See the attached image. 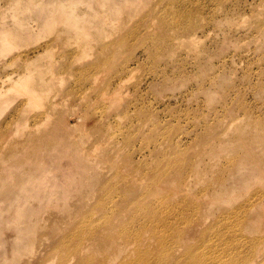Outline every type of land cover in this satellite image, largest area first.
I'll return each mask as SVG.
<instances>
[{
	"label": "bare ground",
	"instance_id": "1",
	"mask_svg": "<svg viewBox=\"0 0 264 264\" xmlns=\"http://www.w3.org/2000/svg\"><path fill=\"white\" fill-rule=\"evenodd\" d=\"M75 1L37 0L35 5L31 3L36 8L28 3L26 6L32 7V10H36L38 5L42 7V27L56 35L61 32H65L68 38L74 35L77 37L74 39L77 46L72 45V50L80 52L79 45H86L89 38L76 34L72 27L79 26L87 34L98 37L103 32L102 25L109 19L103 18L101 25V22L94 20L96 11H91L89 2L87 9L80 11ZM67 2L71 5L69 9L66 8ZM26 6L22 7L25 8L24 12L29 10H26ZM100 6H103L102 2ZM32 10L29 13H33ZM59 22L62 25L57 27L56 23ZM150 26L152 22L148 21L146 27ZM2 29L8 31L7 28ZM172 38L176 40L177 35ZM55 40L51 38L41 44L39 49L42 51L36 49L34 57L25 60L23 71L15 75L10 73L2 79L7 82L6 85L0 86V99L3 88L8 90L15 84L24 85L23 93L27 96L14 122L15 128L0 130V137L6 143L20 145L16 148L12 145L13 149L7 144L13 150H1L0 153V203L2 201L14 208L17 234H29L26 238L16 237L14 249L24 250V254H27V250L31 254L38 252V255L35 254L37 258L33 256L32 259L34 262L36 258L38 264H50L54 260L55 264H264V114L253 118L246 126L239 124L237 118L233 117L222 123L219 131L203 136L202 141L207 144L203 152L217 156L222 150L226 151L223 152L226 167L219 176L208 174L206 166L197 160L199 154L190 161L184 158L182 150L173 149L174 158L158 160L154 169L144 172L143 176L149 182L142 189H137V196L127 198L119 187L107 191L109 178L101 172L97 179V164L105 160L108 153L113 154V157L117 154L127 157L126 146L134 139L139 125L145 122L138 124L136 116H127L131 101H124L125 74L108 79L95 92V97H85V88L88 84H96L97 78L96 75L82 76L95 65L102 71L107 66L104 58L98 61L100 55L96 51L93 52L94 59L74 55L64 68L71 73L82 74L80 79H76V85L80 87L78 98H86L83 105L87 109L93 106L97 113V123H93L92 130L96 129L98 134L95 137L96 144L92 143L93 148L110 141L111 149L107 150L108 144L107 148H98L104 150L95 149V152H91L94 151L91 146L85 148V143L90 140V132L88 134L87 129H84V135L72 133L76 123L80 126L84 124L78 123V115V118L74 115L71 117L73 126L75 123L73 129L62 122L65 126L60 123L62 135L49 132L54 119L51 120V117L56 110L52 101L53 83L57 78L52 70L56 67L52 69L54 62L49 61L50 67L40 72L41 75H34L31 63L42 52L55 47ZM114 41L102 40L99 45L107 49ZM55 63L54 66L57 60ZM93 86L94 90L96 87ZM23 93L18 94L20 96ZM10 101L3 100L2 103ZM115 101L118 104L115 103L114 107ZM40 107L42 109L38 115H29L31 109L39 110ZM136 111L134 103L133 112ZM29 116H33L34 120L39 118L40 124L32 127L28 122ZM14 134L22 137L20 142L17 138V141L13 140L15 143L10 142L9 138ZM168 134L164 130L160 135L166 138ZM215 137L217 143L212 140ZM53 140H62L66 154L72 155L77 164L70 182L77 180L79 191L70 201L67 199L71 194L68 192L69 186L66 189L56 175L50 173L53 170L51 166L36 168L32 163L33 150L38 146H46L44 150H39L41 153H37L38 157L45 153L51 155V151L56 149V146L49 144ZM156 147H160V144H156ZM227 151L234 153L228 154ZM138 179L131 176L122 181L125 184L133 181L135 184ZM97 183L96 193L99 194L96 195L94 190ZM140 183L141 179L136 184L140 187ZM90 188L91 198L96 195L94 201L91 198L87 201L85 197ZM48 204L57 208L37 213L38 210H45ZM29 210L32 212L30 215ZM31 249L33 252H30ZM30 259L29 256L28 261Z\"/></svg>",
	"mask_w": 264,
	"mask_h": 264
},
{
	"label": "rangeland",
	"instance_id": "2",
	"mask_svg": "<svg viewBox=\"0 0 264 264\" xmlns=\"http://www.w3.org/2000/svg\"><path fill=\"white\" fill-rule=\"evenodd\" d=\"M35 1L37 0L31 2L0 0V86L6 85L7 82H3L2 79L7 78L10 73L15 75L16 72L23 71L25 60L28 57L32 59L35 50L39 49L41 44L56 38L55 47L42 52L31 63L32 73L38 75L47 69L49 61L55 63L57 60L56 66L54 63L51 65L52 69L56 67L52 71L57 78L54 79L52 89L53 96L56 95L52 96L56 110L51 117V120L54 119L51 121L49 132L62 135L61 125L64 126L65 123V126L71 125L73 129L75 123L73 126L71 117L79 116L78 123L85 125L80 126L76 123V129H73L72 133L84 135V129H87L88 134L90 132L88 136L90 140L85 143V148L91 146L90 148L94 149L91 152H95L104 150L98 148L106 147L107 144L108 148H106L109 150L110 141L107 140L108 143L103 142L93 148L98 134L96 129L92 130L93 123H97L95 117L97 113L93 106L87 109L83 105L86 98L84 100L78 98L77 92L80 87L76 85V79H80L82 74L71 73L64 68V65L72 61L74 55L94 59L93 52L96 51L100 55L98 61L104 58L107 65L105 71L95 65L82 76L96 75V84H93L96 88L93 90V85L90 84L87 85V87L91 86L89 90L85 88L87 91L85 97L90 98L95 97V92L104 86L108 79H112L117 74H125L124 101H131L127 116H136L138 124L142 121L145 124L139 125L134 139L126 146L127 157L124 154L113 157V154L108 153L107 158L97 164V179L101 176V172L107 174L109 178L107 191L119 187L127 198L137 196V189H142L149 182L143 176L144 172L154 169L158 160L166 161L174 158L173 149L182 150L185 154L184 158L190 161L199 154L197 160L202 166H206L208 174L219 176L226 167L223 163L225 158L223 152L226 151L222 150L217 156L203 152L207 146L202 141L203 136L206 133L219 131L221 124L233 117L237 118L239 124L246 126L250 120L264 114V0H126L125 2L73 0L80 11L87 9L89 2L91 11H96L94 20L101 22V25L103 18L109 19L102 25L103 32L98 37L87 34L79 26L72 27L76 34L86 35L89 38L86 45H79L80 52L72 50V45L77 46L74 42L77 37L74 35L68 38L65 32L56 35L42 27L43 9L38 5L35 10L36 7L33 6ZM101 2L103 6H100ZM26 3L29 6L33 4L35 11L32 7L29 8L28 5L27 7ZM152 4H154L153 8H151ZM23 5L26 6V10L29 8L33 13H29V10L24 12ZM70 7V3L67 2L66 8ZM148 21L152 22V26L146 27ZM56 24L57 27L62 25L60 22ZM2 28H7L9 32H4L5 29L2 31ZM174 35H177L176 40L172 38ZM102 40L115 41L111 47L102 49L99 45ZM24 91L22 84L12 85L8 90L6 87L3 88L0 99L1 131L15 128L14 122L18 118L19 109L27 97ZM19 92L23 93L21 97ZM3 100L11 101L3 104ZM75 103L77 106L74 105ZM115 103L118 104V101ZM134 103L136 112H133ZM72 105L75 106L73 107L75 110H71ZM113 106L115 107L116 104ZM37 109H31L29 115H38L42 108ZM82 110L87 112L84 114ZM140 116L143 117L140 119ZM38 120L39 118L34 120L33 116H29L28 122L35 127L40 124ZM87 127L90 129L88 130ZM164 130L169 132L166 138L160 135ZM91 133L93 136H90ZM13 136L9 138L10 142L16 138L20 142L22 135L20 138L18 134ZM212 140L218 142L216 137ZM7 144L9 143L0 137V153L1 150L4 152L20 146L11 143L9 145L12 148L14 146L12 149L9 145L7 147ZM49 144L56 146V149L51 151V155L45 153L38 157L37 153H41L39 150H44L46 146L42 148L38 146L33 150V166L36 168L51 166L53 170L50 173L53 172L66 189L67 185L69 186L68 192L71 194L67 199L73 200L74 194L79 191V182L77 180L70 182V180L77 164L72 155L66 154L62 140H53ZM156 144H160V147H156ZM134 172L137 174L135 175ZM131 176L139 178L135 184L133 181H128V184L122 181L123 178ZM140 179L139 187L136 183ZM98 183L95 184V193ZM96 195L91 198L92 188L85 193L87 201L90 198L91 201L96 200ZM56 208L48 204L45 210H38L37 213H46L48 209ZM98 210L102 211L100 208ZM31 213L29 210L28 214ZM16 224L14 208L6 206L1 201L0 264H38L35 255H38V252H33L31 249L33 255L25 250L27 254L29 253L27 256L24 250L14 249L16 237L26 238L29 235L17 234ZM29 256L31 259L28 261ZM33 256H36L34 262ZM55 262V260L51 261L50 264Z\"/></svg>",
	"mask_w": 264,
	"mask_h": 264
}]
</instances>
